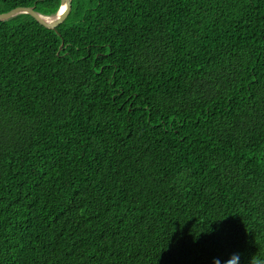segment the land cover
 <instances>
[{
  "label": "trees",
  "instance_id": "trees-1",
  "mask_svg": "<svg viewBox=\"0 0 264 264\" xmlns=\"http://www.w3.org/2000/svg\"><path fill=\"white\" fill-rule=\"evenodd\" d=\"M60 0H0V13ZM264 260V0H71L0 21V264Z\"/></svg>",
  "mask_w": 264,
  "mask_h": 264
},
{
  "label": "water",
  "instance_id": "water-1",
  "mask_svg": "<svg viewBox=\"0 0 264 264\" xmlns=\"http://www.w3.org/2000/svg\"><path fill=\"white\" fill-rule=\"evenodd\" d=\"M70 10L71 0H60L59 9L55 14L50 16L41 14L33 6H17L9 11L0 13V21L9 19L17 14L25 13L32 16L42 26L48 29H54L66 19Z\"/></svg>",
  "mask_w": 264,
  "mask_h": 264
},
{
  "label": "clouds",
  "instance_id": "clouds-1",
  "mask_svg": "<svg viewBox=\"0 0 264 264\" xmlns=\"http://www.w3.org/2000/svg\"><path fill=\"white\" fill-rule=\"evenodd\" d=\"M240 261V254L239 253H234L223 262V264H239ZM213 264H221V261L219 258H214L213 259ZM250 264H264V260H261L255 256H253L250 260Z\"/></svg>",
  "mask_w": 264,
  "mask_h": 264
}]
</instances>
